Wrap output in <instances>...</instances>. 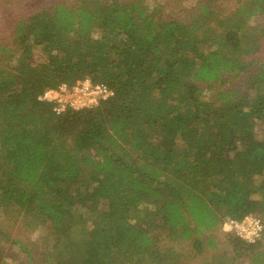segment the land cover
I'll return each mask as SVG.
<instances>
[{
	"label": "trees",
	"instance_id": "1",
	"mask_svg": "<svg viewBox=\"0 0 264 264\" xmlns=\"http://www.w3.org/2000/svg\"><path fill=\"white\" fill-rule=\"evenodd\" d=\"M197 11L166 19L144 0H79L15 23V64L0 65V214L50 231L37 255L5 239L0 264H176L163 241L202 253L203 233L264 212V62L243 89L205 100L200 87L254 66L264 0ZM85 78L113 96L61 114L39 99ZM238 241L264 264L259 240Z\"/></svg>",
	"mask_w": 264,
	"mask_h": 264
},
{
	"label": "rangeland",
	"instance_id": "2",
	"mask_svg": "<svg viewBox=\"0 0 264 264\" xmlns=\"http://www.w3.org/2000/svg\"><path fill=\"white\" fill-rule=\"evenodd\" d=\"M145 4L151 8L158 7L163 18L169 19H189L196 17L198 13V7L201 3L207 0H144ZM212 2L217 14L223 12H229L235 7L237 0H208ZM57 2H67L70 4H78L79 0H0V65L10 63L15 64V57L9 58L10 55L17 53V47L14 45V25L21 19L25 18L41 9L48 8ZM193 15V16H192ZM251 25H260L263 27V34L261 36L260 48L257 53L250 56L248 61H255L254 66L247 69V72H241L236 75H227L222 79V82H216L213 84L200 83L202 88V97L205 100H210L215 97V94L222 89L231 88H244L247 85V77L250 75V71L256 69V65L264 62V15L254 17L250 21ZM11 51V52H10ZM33 59L35 62H43L45 54L42 53L40 46H36L33 51ZM257 132L264 134V127H256ZM261 177H257V183L261 181ZM255 198H260V193H256ZM255 216V215H253ZM263 224V233L260 238V246L258 252L264 257V212L256 215ZM229 219H226L227 221ZM224 221V222H225ZM223 222V224H224ZM221 224L220 228L216 232H205L201 235L203 240L204 250L202 253H197L193 242L188 239L183 240H169L163 241L168 245H172L174 250L180 252L182 256L177 259L176 264H249V257L245 252L238 251L234 241L239 239L235 234L227 232ZM89 226V224H88ZM49 226L34 225L32 222H26L24 219L12 218L5 214H0V243H5V249L9 246V241L22 240L27 246L35 250L37 255L46 241V235L49 234ZM230 231V230H229ZM8 240V242L5 241ZM214 239L216 248L211 249L207 246V241ZM241 239V238H240ZM239 244L245 242L241 239ZM247 243V242H246ZM15 249V247H14ZM242 253L241 256L238 254ZM11 258L6 261L11 263ZM234 262V263H231ZM12 264H15L12 261Z\"/></svg>",
	"mask_w": 264,
	"mask_h": 264
},
{
	"label": "built area",
	"instance_id": "3",
	"mask_svg": "<svg viewBox=\"0 0 264 264\" xmlns=\"http://www.w3.org/2000/svg\"><path fill=\"white\" fill-rule=\"evenodd\" d=\"M113 90L100 82H93L90 78L79 80L71 85L61 83L56 88L47 89L39 99L53 103V110L61 114L67 109H90L113 96ZM230 231L245 242L255 243L263 233L262 221L253 215L242 220L229 219L224 222Z\"/></svg>",
	"mask_w": 264,
	"mask_h": 264
},
{
	"label": "clouds",
	"instance_id": "4",
	"mask_svg": "<svg viewBox=\"0 0 264 264\" xmlns=\"http://www.w3.org/2000/svg\"><path fill=\"white\" fill-rule=\"evenodd\" d=\"M224 230L225 231H229L230 229H229V227L227 225H225Z\"/></svg>",
	"mask_w": 264,
	"mask_h": 264
}]
</instances>
